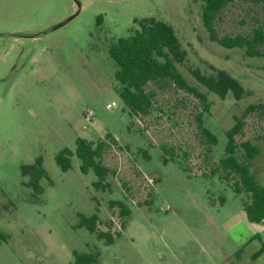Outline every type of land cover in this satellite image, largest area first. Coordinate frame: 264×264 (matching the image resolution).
Instances as JSON below:
<instances>
[{"label":"rangeland","instance_id":"obj_1","mask_svg":"<svg viewBox=\"0 0 264 264\" xmlns=\"http://www.w3.org/2000/svg\"><path fill=\"white\" fill-rule=\"evenodd\" d=\"M200 9L201 0H0V264H70L73 251L94 249L98 264H264V219L249 222L248 195L234 191L233 175L224 180L213 171L238 117L236 154L243 141L258 146L249 168L264 187V56L210 40ZM145 17L172 26L186 53L177 69L206 102L164 79L147 85L149 112L129 115L109 46ZM259 25L264 4L242 0L215 19L218 36ZM209 65L227 71L244 94L207 90L190 69L209 76ZM78 137L109 142L102 157L113 170L109 189L94 186L96 175L83 173L75 154L67 170L56 163ZM37 158L46 173L41 191L22 170ZM110 201H122L130 214L106 244L80 225V215L97 213L98 229L114 234L119 206Z\"/></svg>","mask_w":264,"mask_h":264},{"label":"trees","instance_id":"obj_2","mask_svg":"<svg viewBox=\"0 0 264 264\" xmlns=\"http://www.w3.org/2000/svg\"><path fill=\"white\" fill-rule=\"evenodd\" d=\"M235 0H201L200 19L205 27L208 38L218 44L227 47H239L247 56H264V26L254 27L250 33L218 36L215 29V19L218 13L230 2ZM253 3H263L264 0H242ZM138 29L125 37H120L109 46V55L116 65L114 77L118 82V94L124 103L130 116L135 114H147L152 107V94L147 90L151 82L168 79L180 89L193 93L206 102V95L195 86L190 85L176 64H182L186 53L180 48L177 36L170 24L156 19L145 17L135 19ZM213 73L209 76L202 75L197 69H190L194 78L204 85L207 90L224 98L228 91H232L234 97L239 99L244 91L239 83L225 70L217 69L209 65ZM205 105V110H207ZM250 109L254 107H249ZM198 127L209 145L216 142L215 136L201 124L197 116ZM235 122L227 131V143L225 154L216 165L215 172H220L221 179H228L233 175L235 180L233 189L235 192L242 190L248 195V201L244 202L243 210L249 222H261L264 219V187L259 185L250 172L249 164L252 158L258 154V146L248 140L240 144L242 154L237 156V145L234 135L239 133L242 120L235 117ZM107 139L117 143L114 137L107 133ZM109 142L98 140L89 141L78 137L74 151L64 148L57 152L55 160L62 170L70 168V156L75 154L81 161L80 170L83 173L92 170L97 180L94 186L98 189H109L110 184L106 177L113 172L103 163L102 157ZM164 152H167L163 147ZM145 157L147 154L145 152ZM168 159L164 158L166 162ZM24 173L30 175V186L41 191L38 179L45 175L41 166V159L37 158L32 165L22 167ZM110 205L119 206L120 221L118 230L111 234L110 231L98 229L99 217L97 213L90 216L80 215V225L85 226L106 244L113 241V236H119L121 229L125 228V219L130 214V209L122 201H110ZM98 209H96L97 211ZM122 218V219H121ZM100 252L94 249L89 252L73 251V260L70 264H98Z\"/></svg>","mask_w":264,"mask_h":264},{"label":"built area","instance_id":"obj_3","mask_svg":"<svg viewBox=\"0 0 264 264\" xmlns=\"http://www.w3.org/2000/svg\"><path fill=\"white\" fill-rule=\"evenodd\" d=\"M113 105H115V102H114V101H112L111 103H108V104H107L108 107H111V106H113ZM84 116H85V118H86L87 120H89V119L93 116V112H92L91 110L86 111V112L84 113Z\"/></svg>","mask_w":264,"mask_h":264},{"label":"water","instance_id":"obj_4","mask_svg":"<svg viewBox=\"0 0 264 264\" xmlns=\"http://www.w3.org/2000/svg\"><path fill=\"white\" fill-rule=\"evenodd\" d=\"M71 17H72V16L68 17L64 22H66L67 20H69ZM61 24H62V23H60V25H61Z\"/></svg>","mask_w":264,"mask_h":264}]
</instances>
